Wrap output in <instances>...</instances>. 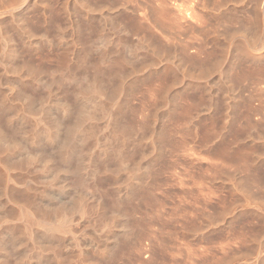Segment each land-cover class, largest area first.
<instances>
[{"label": "rangeland", "instance_id": "1", "mask_svg": "<svg viewBox=\"0 0 264 264\" xmlns=\"http://www.w3.org/2000/svg\"><path fill=\"white\" fill-rule=\"evenodd\" d=\"M67 69L109 78L131 161L118 170L100 154L109 132L98 120L102 139L89 149L108 166L96 176L102 207L75 217L80 244L66 239L58 258L17 232L22 264H264V0H0V105L28 132L38 113L16 87L52 104L60 83L73 86ZM2 155L0 211L15 216L43 184ZM114 208L124 220L113 245L98 215ZM12 253L0 264H14Z\"/></svg>", "mask_w": 264, "mask_h": 264}, {"label": "bare ground", "instance_id": "2", "mask_svg": "<svg viewBox=\"0 0 264 264\" xmlns=\"http://www.w3.org/2000/svg\"><path fill=\"white\" fill-rule=\"evenodd\" d=\"M62 76H65L72 83L69 84L73 86L65 87L63 83H60L57 90L61 91L62 96L60 98L56 96L58 98L51 101L52 104H45L43 94L37 95L29 87L30 90L27 89L29 92H26L25 89H22V91L15 86L14 95L18 100H23L24 108L28 112L35 111V113H38L36 128L31 129L30 132L24 127L26 124L24 118L26 117H22L17 113L16 108L12 107V109L0 105V154L3 152V155H1L3 156V162L5 161L2 164L6 167L17 164L19 167L21 166L20 168L24 167L26 170L30 168L33 172L38 173L37 178L39 177L43 184V190L38 195L36 194L37 197L27 196L21 200L16 209L17 211H15L17 213L16 218L13 219L15 216L11 212L3 211L4 209L0 211V222L11 223L8 226L6 225L7 228L5 227V238H1L0 235V252L5 253L6 256L10 252L15 251L16 254L18 252V260L17 258L14 259V264H22L27 256L24 254L25 252L19 250L22 241L19 236H16L17 232L22 233L28 239L36 241L35 244H38L39 247L41 245L46 246L56 256L57 253L55 254L56 251L54 250L59 249L66 239L71 240L70 242L77 247L80 244H78L75 233V217L80 220L89 219L94 214V208L97 210L102 207L104 202L102 194L104 193L99 190L100 180L96 176L101 165L103 169L107 165L103 164L104 162L102 163V157L100 159L99 157L98 159L93 157V147L97 148V146L89 149V145H100L98 140L102 139L99 138L101 129L97 125L98 120H105L103 128L109 132L107 137L105 136L106 138L103 137L106 145L99 148L101 149L100 154L102 153L104 157H108L110 154L106 155V153H111V156L116 159L114 160L117 162H115V165L118 170L123 169L124 166L128 167L127 164L131 161L128 158L129 152L127 151L130 142L129 134L126 133L120 115L116 111H112L114 86L111 87L109 78H102L97 74V76H92V80H89L84 75H82L84 77H78L74 73L71 74L68 69ZM31 79L33 81L35 78ZM37 79L39 80V77ZM51 86L48 84L45 86L49 99H53L50 98L52 96L50 95ZM24 114L26 113L24 112ZM45 146L53 148L52 151L50 150L51 152L48 153L49 150H44ZM129 157H131V154ZM10 181H12L11 178ZM53 189H56L61 195L56 198L55 203L50 201L52 199L50 192ZM44 198H46V201H44ZM116 206L119 207L118 204ZM118 211H115L114 208V213L107 215V213L101 212L98 215L99 225L107 230L113 245L116 241L114 229H118L119 225H123L124 220ZM15 212L13 214H16ZM11 215L13 216L11 219L14 221L16 219L19 225L12 224L13 220H8ZM35 230L41 234L40 239L38 238L40 242L35 240ZM41 258L46 259V256L40 254L38 259ZM55 261L56 264L61 262V260Z\"/></svg>", "mask_w": 264, "mask_h": 264}]
</instances>
